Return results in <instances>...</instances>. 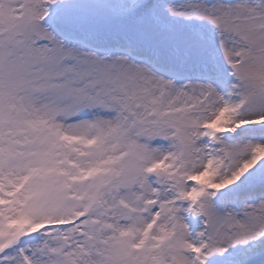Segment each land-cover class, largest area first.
<instances>
[{
	"label": "snow or ice",
	"instance_id": "1",
	"mask_svg": "<svg viewBox=\"0 0 264 264\" xmlns=\"http://www.w3.org/2000/svg\"><path fill=\"white\" fill-rule=\"evenodd\" d=\"M0 264H264V0H0Z\"/></svg>",
	"mask_w": 264,
	"mask_h": 264
}]
</instances>
